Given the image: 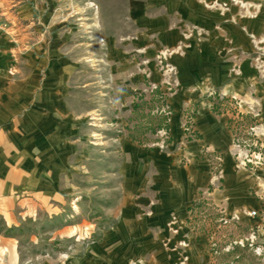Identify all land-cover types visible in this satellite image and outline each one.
<instances>
[{
  "label": "rangeland",
  "instance_id": "1",
  "mask_svg": "<svg viewBox=\"0 0 264 264\" xmlns=\"http://www.w3.org/2000/svg\"><path fill=\"white\" fill-rule=\"evenodd\" d=\"M24 1L31 12L21 21L36 34L20 49L14 41L9 72L38 34L47 69L71 62L51 127L18 130L51 177L58 170L61 197L35 214H0V264H264V188H250L235 208L224 172L234 160L261 182L257 116L236 98L203 92L232 58L233 72L245 64V25L263 0ZM203 102L227 119L230 147L203 144L193 158L185 148L203 140L195 127ZM66 113L72 121L58 127ZM192 164L202 186L189 200L179 169Z\"/></svg>",
  "mask_w": 264,
  "mask_h": 264
},
{
  "label": "crops",
  "instance_id": "2",
  "mask_svg": "<svg viewBox=\"0 0 264 264\" xmlns=\"http://www.w3.org/2000/svg\"><path fill=\"white\" fill-rule=\"evenodd\" d=\"M12 1L0 0V214H3L7 221L12 219L16 208L22 207L27 209L29 214H35L36 209L49 206L51 199L60 200L59 189L54 181L59 177L57 166L55 165L57 173L52 172L51 177L47 166L39 163L34 140L28 141L30 147L23 148L18 130L27 129L30 135V131L36 128L51 127L54 119V97L63 91L62 85L67 80L70 74L68 69L71 67L68 59L58 58L51 62L47 69L50 60V51L47 50L49 46L38 34V37L34 38V49L25 56L18 73L9 72L13 65L11 52L16 46L14 41L18 42L17 47L20 49L30 35L36 34L35 30L31 31L29 24L21 21L30 17L31 7L28 2L22 0L14 7L11 5ZM251 10L253 17L247 19L245 25V64L233 72L232 58L229 66L224 69L220 67V71L213 77V82L208 80L204 84L203 92H209L212 88L222 96L238 99L243 112L257 116L258 134L264 138V0ZM254 15L258 16L255 18ZM236 42V45L242 46L243 41ZM230 43L233 47V40ZM207 73L209 75L208 71ZM197 113L195 127L203 136V140L187 145V155L196 157L199 147L203 144L228 150L230 134L227 130V119L215 115L209 102H203ZM57 120L58 127H66L68 120L72 121V116L66 113ZM154 156L157 160L158 153ZM196 167L192 164L190 167L179 169L180 173L187 176L188 197L184 199L193 198L202 186L200 179L194 180L193 177L198 174ZM140 170L139 167L137 173L134 172V177L139 178L137 186L140 185ZM224 172L227 176H233L235 208L242 207L238 202L247 198L250 188L256 184H261L264 188V165L258 171L261 182L250 178L249 174H244L234 160L233 163L229 161L226 164ZM21 197L22 201L17 204ZM181 199L178 198L179 201Z\"/></svg>",
  "mask_w": 264,
  "mask_h": 264
},
{
  "label": "trees",
  "instance_id": "3",
  "mask_svg": "<svg viewBox=\"0 0 264 264\" xmlns=\"http://www.w3.org/2000/svg\"><path fill=\"white\" fill-rule=\"evenodd\" d=\"M157 91H158V89H156V90L153 91V92H156V93H157ZM157 94H158V93H157ZM139 108H140V105L136 104V105L134 106L133 112L135 113ZM170 108H171V107L169 106V109H170ZM214 110L217 112L216 107L214 108ZM138 126L141 127V125H137V126H135V128H138Z\"/></svg>",
  "mask_w": 264,
  "mask_h": 264
},
{
  "label": "built area",
  "instance_id": "4",
  "mask_svg": "<svg viewBox=\"0 0 264 264\" xmlns=\"http://www.w3.org/2000/svg\"><path fill=\"white\" fill-rule=\"evenodd\" d=\"M256 213L254 212L253 215H255Z\"/></svg>",
  "mask_w": 264,
  "mask_h": 264
},
{
  "label": "bare ground",
  "instance_id": "5",
  "mask_svg": "<svg viewBox=\"0 0 264 264\" xmlns=\"http://www.w3.org/2000/svg\"><path fill=\"white\" fill-rule=\"evenodd\" d=\"M74 206V205H73ZM74 208V207H73Z\"/></svg>",
  "mask_w": 264,
  "mask_h": 264
}]
</instances>
